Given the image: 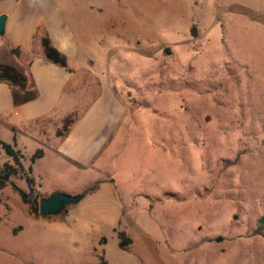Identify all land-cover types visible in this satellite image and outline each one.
<instances>
[{
    "label": "rangeland",
    "instance_id": "1",
    "mask_svg": "<svg viewBox=\"0 0 264 264\" xmlns=\"http://www.w3.org/2000/svg\"><path fill=\"white\" fill-rule=\"evenodd\" d=\"M56 12L90 54L94 99L111 86L121 113L81 163L56 154L48 127L47 143L16 131L37 201L82 197L41 217L10 176L0 264H264V0H59ZM102 15L120 18L111 34ZM98 89L75 84L74 106ZM0 140L13 143L1 122Z\"/></svg>",
    "mask_w": 264,
    "mask_h": 264
},
{
    "label": "crops",
    "instance_id": "2",
    "mask_svg": "<svg viewBox=\"0 0 264 264\" xmlns=\"http://www.w3.org/2000/svg\"><path fill=\"white\" fill-rule=\"evenodd\" d=\"M58 1L0 0V14L6 16L0 47L18 48L17 58L11 64L23 66L22 63H25L38 92L35 99L13 106L8 87L0 82V122L7 126L11 142L14 136V144L17 130L35 140L42 138L47 143L40 128L41 125L48 127L54 137L49 139L48 144L56 154L68 161L81 163L93 154L101 134L115 124L121 107L111 86L105 89V96L94 99L103 90L100 79L92 73L93 61L85 48L79 45L74 29L66 18L56 12ZM105 18L109 21L107 27L111 34L116 27L115 20L120 18L102 15L97 25L103 32ZM38 25L46 32L50 43L65 56L70 71L44 60L40 31L34 32ZM77 36L81 38L84 34L81 31ZM75 84L86 85V90L91 84L99 89L78 108L73 103L77 99L73 96ZM87 106L63 137L54 136V130L67 114Z\"/></svg>",
    "mask_w": 264,
    "mask_h": 264
},
{
    "label": "trees",
    "instance_id": "3",
    "mask_svg": "<svg viewBox=\"0 0 264 264\" xmlns=\"http://www.w3.org/2000/svg\"><path fill=\"white\" fill-rule=\"evenodd\" d=\"M37 31H40L39 41L44 60L70 71L66 65L65 56L50 43L43 28L38 25L34 32ZM0 82L8 87L10 100L13 106L31 101L38 95L37 89L26 65L15 66L11 63L0 62ZM96 84H98V82H96ZM77 117V110H72L67 114L54 130V136L56 138L63 137L76 121ZM14 140V136H12L13 143L0 140V150L11 159V163L3 162L0 165V188L6 184L10 176L19 175L22 177L28 189L27 192L21 190L11 182H9V184L18 194L20 200L23 203L28 204L30 211L37 213V196L36 193H34V179L29 175L30 165L26 167V170L23 169V165L20 161L22 154L18 149L14 148ZM40 155L41 151L39 149L35 150L34 153L30 155L29 162L32 163L35 158ZM258 222L264 224V216L259 217ZM120 235L121 232H118V237ZM118 244L121 246L122 242L119 241Z\"/></svg>",
    "mask_w": 264,
    "mask_h": 264
},
{
    "label": "water",
    "instance_id": "4",
    "mask_svg": "<svg viewBox=\"0 0 264 264\" xmlns=\"http://www.w3.org/2000/svg\"><path fill=\"white\" fill-rule=\"evenodd\" d=\"M5 14H0V36L4 32ZM14 56L18 55L17 48L11 49ZM82 194L68 195L62 192H53L47 196L39 197L37 201V215L41 217L51 216L62 211L67 205L76 203Z\"/></svg>",
    "mask_w": 264,
    "mask_h": 264
}]
</instances>
